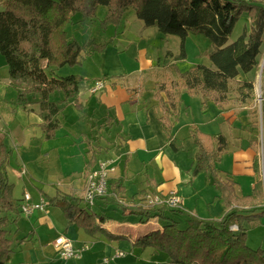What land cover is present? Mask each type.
Here are the masks:
<instances>
[{
    "label": "trees",
    "instance_id": "16d2710c",
    "mask_svg": "<svg viewBox=\"0 0 264 264\" xmlns=\"http://www.w3.org/2000/svg\"><path fill=\"white\" fill-rule=\"evenodd\" d=\"M99 6H105L106 13L98 20L96 11ZM129 7L146 26H155L163 36L175 34L184 40L189 33H200L210 40L211 48L206 54L211 66L197 63L183 72H176V77L168 83H155L153 95L164 110L161 121L173 150L182 149L181 140L172 131L182 91L199 92L202 107L208 101L222 107L228 100L230 84L236 76L259 66L264 0H4L0 9V55L7 66L9 85L16 90L13 105L25 108L30 104L28 96H37L38 127L44 139H53L60 126L58 115L61 109L59 102L52 98L54 93L63 94L60 102L72 99L77 109H83L77 100L82 77L77 74L62 76L56 71L80 64L83 55L101 53L112 42V38L98 41L102 37L96 31L80 42L68 36L66 26L79 15L76 21L79 26L92 27L97 22L98 29L105 34L109 25L120 23ZM244 10L250 15V29L228 42ZM184 58L181 46L174 59ZM236 84L240 100L252 97V80L243 79ZM7 136L6 132L0 131V264H9L13 252V239L6 226L10 221L8 213H17L18 208L13 203V184L7 175L12 155V149L5 142ZM192 138L197 148L192 174L203 173L217 189V198L223 205L221 216L201 219L166 206L138 204L125 207L116 197L122 190L119 183H114V189L109 186L112 193L109 191L103 199L107 204L116 205L122 214L129 210L128 215L134 216L137 222L147 223L156 218L161 228L147 231L136 237L133 243L165 252L172 264H264V248L253 249L246 244L247 230L264 218L262 180L258 178L248 194L238 195L235 182L229 178L221 180L215 165L227 149V138L221 133L209 135L212 147H206L196 132L192 133ZM258 161V156L254 155L251 167L255 174L259 171ZM146 184L151 185L148 180ZM47 202L48 206L59 205L68 222L80 227L85 225L89 233L101 230L109 238L125 237L101 229L104 214L89 212L90 207L82 205V200L74 194L62 198L57 193ZM181 216L186 224L183 228L176 219ZM231 224H236L237 230H231Z\"/></svg>",
    "mask_w": 264,
    "mask_h": 264
},
{
    "label": "crops",
    "instance_id": "0c3cea01",
    "mask_svg": "<svg viewBox=\"0 0 264 264\" xmlns=\"http://www.w3.org/2000/svg\"><path fill=\"white\" fill-rule=\"evenodd\" d=\"M209 50L210 48H206L205 51L208 52ZM170 63L168 61L162 66L152 67L150 60L144 61L143 64L155 70L151 77L146 75L134 76L135 73L131 75L128 72L129 76L126 75L120 83H117L114 80L115 76L112 75L90 78V80L94 81L101 79L104 82H109L111 87V89L106 90L104 84V87L99 90H104V96L113 101L109 102L108 105L101 103L105 108V112L98 119L93 113L91 115L87 112L89 102L83 103L80 100L81 91L79 84L77 100L83 106L82 111L86 115V119H90L88 124L92 121L90 131H83L78 135L73 134L71 136L68 132H61L60 128L62 125L59 113L60 126L56 131L55 137L49 140L43 138L38 127L40 118L37 113V96L29 95L30 104L25 108H16L13 106L16 90L9 85V78L6 82H3L0 85V97L4 99L8 92L9 100L6 102H8L9 111L11 110V112H9L10 116L7 114L6 117L0 115V130L8 135L6 142L12 149L10 159L14 162L17 173L20 174L18 185L21 188V193L17 197L13 195L17 185L11 182L13 184V203L18 205L24 192H28L31 195L28 189L30 184L33 183L38 184L36 187L38 190L37 199L31 195L34 201H38L41 198L47 200L49 197H54L57 193L63 192L74 194V196L82 200L86 175L95 167L96 160L112 157L117 159V168L110 175L108 182L111 189H114L112 188L114 183H119L122 188L116 195L117 200H123L128 205L133 203L143 204L144 201L138 202L137 200L155 194L164 196L170 191H176L182 201V206L178 210L201 219L218 218L223 214V205L217 198V189L205 175L192 174L193 158L197 149L192 138L193 132L200 135L206 147H212L208 140L209 135L221 133L227 138V149L220 155L219 161L215 164L219 171V176L223 180L226 178L232 179L235 182V192L238 195L248 194L254 182L259 178L251 167L253 156H259L257 122L254 119L257 113L253 110L251 103L249 104L254 99L253 95L250 101L249 99L242 101L239 99L236 90L234 94L230 90L228 100L222 107L213 101H208L205 107H202L203 99L199 92L182 91L178 97L177 121L172 128L174 136L181 140L182 149L173 150L168 143L165 127L161 121L164 110L153 95L155 83L159 81L168 83L176 77V74L171 73L169 75L166 73L167 66ZM202 63L211 66L206 61ZM180 67H176L177 73L189 68L183 70ZM58 70L56 73H60ZM257 71L258 68L247 73L240 72L236 76L235 82L250 79L253 81L255 90V80L251 77V74L253 73L256 77ZM77 75H80L83 81L89 79V76L87 77L79 70ZM257 86L261 93V99L264 95V83L260 84L258 82ZM91 88H89L91 94L98 92H92ZM52 98L59 102L58 106L61 110H64L67 105L75 107L72 99L60 102L63 99L61 92L54 93ZM182 109L185 112L191 110L192 117L186 122V125L179 126L177 123ZM258 126L260 132L262 129L264 133L260 123H258ZM115 127L117 132H115L114 136L106 138L104 136L105 131L109 130L110 132ZM98 128L100 129L98 130ZM102 129L104 130L103 135L101 133ZM181 129H186V132H181ZM243 136L244 140H242ZM186 138L189 141L188 145L186 144ZM9 141L12 142L13 146L10 145ZM230 144L234 149H238L237 153L232 155V159H235V162L242 163L244 172L253 178L251 188L247 193H239V182L236 179V175L234 176V173L230 172L231 168L225 169L222 167L221 160L231 150ZM193 146L195 147L194 149L192 148ZM58 151L60 153L65 151L66 154L61 169H58V173H55L50 171L47 166L41 165V161H43L44 156L48 158L51 153H58ZM22 170L26 171L24 175H21ZM147 180L150 181V186H147ZM44 185L49 186L52 192L43 190ZM117 189L115 190L117 191ZM109 191L111 192V190ZM101 199H97L90 208L91 213L104 214V220L100 223V228L114 235H124L125 237L122 239L113 238L114 241L103 243L97 238L99 231L89 233L85 225L84 227L75 228L76 223L68 222L65 216L63 218L60 217L63 222V231L75 246L82 247L86 245V251L90 250L94 253L95 250L91 249V247L92 245H97L99 249L110 255L109 258H114L112 257L114 254L122 252V256L128 255L131 264H172L165 252L154 250L150 246L142 247L133 243L136 237L143 235L147 231L161 228L156 218L151 219L147 223L137 221L132 223L120 222L115 219L111 221L113 216L110 215L109 208L114 213H118L125 218L131 215L122 214L116 205L107 204L104 199ZM81 204L85 205L83 201ZM16 209L17 213H8L10 221L6 226L10 232L9 236L13 239V252L10 256L9 264H26V259L22 255L23 249L21 248L24 243L21 244V241L17 243L19 240V232H17L19 227L17 225L24 216L20 214L18 208ZM34 212H44L42 219L47 220L45 218L47 215L45 209ZM33 213L26 218H30ZM106 219L107 223H104ZM176 219L179 220V218ZM109 222H112L114 226H111L112 223L110 224ZM14 225L17 226L16 229H13ZM20 239H22V242L28 241L27 237ZM40 252V255L49 259L58 256L55 241L46 245L40 244ZM115 257L120 258V256ZM107 261L106 264H109L110 261ZM28 262L30 263V261Z\"/></svg>",
    "mask_w": 264,
    "mask_h": 264
},
{
    "label": "rangeland",
    "instance_id": "374dc122",
    "mask_svg": "<svg viewBox=\"0 0 264 264\" xmlns=\"http://www.w3.org/2000/svg\"><path fill=\"white\" fill-rule=\"evenodd\" d=\"M3 2L4 0H0V9L3 8ZM105 13L106 7L99 6L96 11L97 19H101ZM79 18L80 16L76 15L74 17L73 22L67 25L65 28L70 38H76L80 42H83L87 38L89 33L96 31L97 34H99V37H102L99 38L98 41L103 42L104 39L112 38V42L106 46L103 52H96L91 55H83L81 57L82 60L80 64L74 66H65L63 69L58 70L60 71V73L58 74L62 76L68 74H77L79 70L83 72V74H85L87 77L89 76V79L84 81L82 80L79 83L81 91L80 100L83 103H86V101L89 102L87 112L91 115L93 113L97 119L99 117H102L105 112V108L101 103H106L105 105H108L109 102H112L113 100H110V98H106L104 96V90L98 91L95 94L90 93L89 88H91V86H93L95 81L97 80H90V78L92 77L99 78L102 75H112L115 76L114 80L117 83H120L126 75L129 76L128 72L131 75L135 73L134 76L146 75L147 77H151L152 73L155 72L152 67H157L158 65L162 66L168 61L171 62L167 66L166 70V73H168L169 75H171V73L175 74L176 67H180V65V68H182L183 70L198 62H201V64H203L202 62L206 61L211 65L210 59L208 58L205 51L206 48H211V44L210 40L206 36L200 33H189L184 40H182L178 35L175 34H170L165 37L160 34V32L155 26H146L144 22L135 15L134 10L131 7L125 10L118 25H109L107 27L105 34H102V32H100V30L98 29L97 22L96 25H93L92 27L79 26V24L76 22ZM249 29L250 15L246 10H244L238 18L237 22L235 23L232 32L228 37V42H232L241 33H243V31L248 32ZM181 46L183 47V50L185 52V58L181 60H175L174 58H176V56H178V54L180 53ZM260 50V66H258L256 77L253 73L251 74V77L255 80V90L253 91L254 99L253 101H250L251 99H249V104L251 103L253 110H255V113H257V115L255 116L257 119L254 118L257 122L256 127L258 131L257 145L259 150V171L257 175L259 176V179L262 180L264 185V133L262 132V129L260 132V128L258 126V123H260L261 127H263L264 130V95L260 99L261 93L259 87L257 86L258 82H260V84L264 83V30ZM148 60H150L152 63L151 68H149L146 64H143L144 61ZM7 79V66L4 58L0 55V85L3 82H6ZM104 84L106 90L111 89L109 82L105 81ZM230 87L231 93L233 92L232 94H234L236 82L232 81ZM7 100H9L8 92L4 99L0 97V115H4L5 117L6 114L10 116L9 112H11V110L9 111L8 102H6ZM190 111L191 110L185 112L184 109L181 110L179 121L177 123L179 126L186 125V122L192 117ZM59 118L61 120L62 125L60 128L61 132H68L70 136L73 134L78 135L83 131H90L92 121L88 124V121H90V119H86V115L83 114V111L71 105H67L64 110H61ZM99 129L100 128H98V130ZM185 130L181 129V132H186ZM115 132H117L116 127L111 129L110 132L109 130H106L104 136L106 138H112ZM1 133H4V131H1ZM101 133L103 135V129L101 130ZM185 140L186 144L188 145V139L186 138ZM242 140H244V136ZM12 141H14V139H12ZM9 143L10 145H12V142L9 141ZM229 146L231 150L228 151L222 158V167L225 169L231 168L230 172H233L234 176L236 175V179L239 182V193H247L251 188V182L253 178L249 174L244 172L243 166L241 165L242 163L235 162V159H232V155H234V153H237L238 149H234L231 144ZM192 148L194 149L195 147L193 146ZM61 152L62 153H60L59 151L58 153H51L48 158L44 156L43 161H41V165H43L44 167L47 166L50 171L58 173V169H61L66 154L65 151ZM13 163L14 162L10 159L7 165V175L9 182H14L17 185L13 193V195L17 197L21 193V188H19L18 185L20 182V174L17 173V171L15 170ZM25 173L26 171L23 170L21 175H24ZM202 174L203 173H200L199 175ZM37 186L38 184L36 183L30 184L28 189L32 197L35 199H37L38 197V190L36 189ZM44 186L45 187L43 188V190L50 193L52 192L49 186ZM66 195L68 196L70 195V193H58V196L62 198L66 197ZM144 200L145 198H140L137 201L141 202ZM118 201L123 206L130 207V205L124 203L123 200ZM144 204L145 203L143 202V204L140 203L139 205ZM132 205H138V203H133L131 204V206ZM45 212L47 213L45 218H47V220L49 221H47L46 219H42V214L44 212H34L30 218H26V216L23 215L24 217L20 219V222L17 225L19 227L17 231L19 232V240L17 241V243L20 242V238H28L27 242L24 241L25 238L23 239L24 242H22L21 240V244H25H23L21 248L23 249L22 255L23 258L26 259V264H106V260L110 261L109 264H131L128 255L120 256V258H109L110 255H107L105 251L99 249L97 245H92L91 247V249L95 250L94 253H92L90 250L86 251V249H84L81 251L79 258L75 259L63 260L58 256H55L53 259H49L47 257H44L43 255H40V244L46 245L53 243L56 237L60 235H63L69 239V237L63 231V222L61 218H63L64 214L62 212L61 207L47 206L45 208ZM128 212L129 210L123 211L124 215H128ZM109 213L113 216L111 221H113V219L119 220L120 222L130 223L137 221L134 216H129L128 218H125L123 216H120L118 213H114L110 208ZM106 221L107 219L104 221V223H107ZM178 221L180 228L186 226L184 218L179 217ZM109 223L111 224L112 222ZM17 226L14 225L13 229H16ZM111 226H114L113 223L111 224ZM74 227L78 228L79 226L75 224ZM9 233L10 232H8V234ZM97 238L103 243L114 241L113 238H109L102 231L98 232ZM246 244L253 249H256L257 247L264 248V218L260 223H254L252 227L247 230ZM28 261H30V263Z\"/></svg>",
    "mask_w": 264,
    "mask_h": 264
},
{
    "label": "built area",
    "instance_id": "2783aa9c",
    "mask_svg": "<svg viewBox=\"0 0 264 264\" xmlns=\"http://www.w3.org/2000/svg\"><path fill=\"white\" fill-rule=\"evenodd\" d=\"M103 87L104 81L97 79L91 91L96 92ZM116 168L117 159L115 158L107 157L96 160L95 167L87 173L85 178L82 201L86 206L91 208L97 199H101L109 194L108 180L110 175L116 171ZM144 203V205H154L157 207L166 206L169 209L176 210L180 209L182 206V201L176 191H170L164 196L157 194L148 196L145 198ZM47 206L48 202L46 199L41 198L38 201H34L28 192H24L18 204V210L20 214L28 217L34 211L44 210ZM229 228L231 230H237L238 227L236 224H231ZM55 245L58 257L63 260L79 258L81 251L87 248L86 245L82 247L75 246L70 239L63 235L56 237ZM122 255V252H118L112 257Z\"/></svg>",
    "mask_w": 264,
    "mask_h": 264
}]
</instances>
